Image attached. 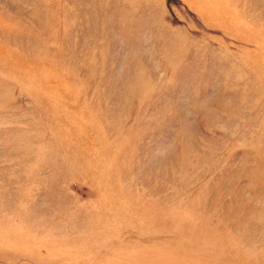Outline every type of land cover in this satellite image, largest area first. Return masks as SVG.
<instances>
[{
    "label": "rangeland",
    "instance_id": "1",
    "mask_svg": "<svg viewBox=\"0 0 264 264\" xmlns=\"http://www.w3.org/2000/svg\"><path fill=\"white\" fill-rule=\"evenodd\" d=\"M0 264H264V0H0Z\"/></svg>",
    "mask_w": 264,
    "mask_h": 264
}]
</instances>
